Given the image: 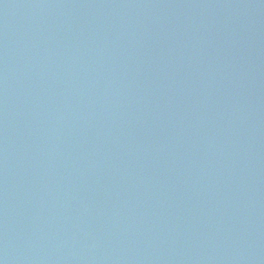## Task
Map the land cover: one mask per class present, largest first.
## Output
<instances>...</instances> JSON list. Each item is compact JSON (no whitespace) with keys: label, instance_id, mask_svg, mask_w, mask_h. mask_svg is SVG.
<instances>
[{"label":"water","instance_id":"1","mask_svg":"<svg viewBox=\"0 0 264 264\" xmlns=\"http://www.w3.org/2000/svg\"><path fill=\"white\" fill-rule=\"evenodd\" d=\"M0 264H264V0H0Z\"/></svg>","mask_w":264,"mask_h":264}]
</instances>
